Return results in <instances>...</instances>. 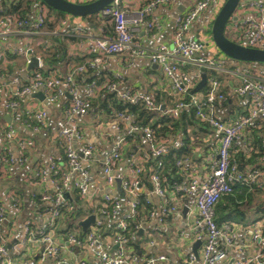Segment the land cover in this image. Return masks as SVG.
Returning a JSON list of instances; mask_svg holds the SVG:
<instances>
[{
    "label": "built area",
    "instance_id": "obj_1",
    "mask_svg": "<svg viewBox=\"0 0 264 264\" xmlns=\"http://www.w3.org/2000/svg\"><path fill=\"white\" fill-rule=\"evenodd\" d=\"M10 2L15 0H8ZM73 2L86 3L93 0H70ZM169 0H149L146 4L134 12H129L122 5V0H114L107 8L101 10L98 15L108 18L112 22L113 35L98 37L95 39L89 54L93 57L89 59V67L93 70L98 69L106 57L112 55H122L129 64L134 63L138 58L148 57L151 63L161 67L163 73L170 82V90L176 99L174 103L165 107V112L177 118L183 109L191 106L196 108V115L203 121L207 122L214 133L219 137L217 154L210 157L211 164L208 165L209 171H203L202 174L189 175L188 181L183 183L163 184L161 177L155 169L150 177L152 188L142 189L143 173L145 162L148 160L150 153L155 157H160L168 152V146L163 142L159 143L153 136V131L146 128H139L132 124L134 132H140L148 141L149 147L143 149L138 155H131L124 158L123 148L124 140L111 142L105 135L97 137V144L104 149V159L102 170L105 175V186L109 189L119 184L121 189L132 196L131 201L126 203L129 212L115 222V229L112 237L117 245L114 254H109L101 249V237L104 235V227L113 222L118 216L119 211L124 204L117 196L109 192H104L100 198H95L91 203L87 198L92 196L90 188V171L87 159L95 154L100 148L94 144L83 145L80 149L74 147V143L83 137L80 127L75 124L76 114H87L92 105L89 99L80 97L77 90V81L74 74L86 71V65H79L73 71L67 74L52 72L49 75L42 74L38 69L42 67V61L39 56L38 67L32 69L24 83L18 84L14 91L7 87L6 78L9 73V63L14 61L15 57H23L30 64V57L35 56V50L28 45L24 49L12 47L8 42H0V102L2 99L6 102V107L12 112L22 110L25 120L29 126L38 132L45 125L49 112L46 109L22 108V100L30 94L42 91L45 97L55 102L61 98L65 91L71 94V102L65 108L66 127L60 131L56 138L63 141L65 145L66 163L58 162L54 157H50L47 168L43 166L35 167L28 177V183L31 186H43L39 192L31 194V202L38 208L40 214L46 216V221L40 226L37 237L43 244L41 252L42 258H54L53 264H86L85 260L77 259L74 262L68 261L63 255V251L72 248H95L100 246L96 253L100 264H176L166 254L150 253L141 262H129L126 252L131 247L130 240L139 238L140 229L145 231L142 225L134 234L131 233L128 226V220L137 213L140 197L145 196V202L151 204L153 209L148 217V222L156 223L152 230H159L160 226L167 223V217L177 219L181 216V210L172 201V196H185L194 194V211L197 214L195 225V240L203 244L202 264H217L226 257L225 249L217 248V241L223 236L227 245H232L236 235L233 232H224L215 221V206L218 201L234 190L236 183L253 185L264 189V172L261 169L253 168L249 172H242L237 165L231 160V151L236 145V141L243 132L260 117L264 115V64L248 62L226 64L229 58L224 55L215 44L212 34L199 37L193 40L184 38V33L192 26L195 20L211 4L216 6V15L226 0H196L193 6L185 13L179 16L177 20V31L173 39V45L160 44L153 49H147L138 41L140 28L143 27L151 38H155L161 29L160 18L155 14V9L167 3ZM3 0H0V5ZM244 8L247 11L254 12L252 17L243 20L241 23L231 20L227 24V34L231 29L241 28V35L238 39H232L251 47L264 48V0H241L237 10ZM1 12V6H0ZM34 17H22L17 14L0 13V40L8 36L16 35H33V34H56L59 26H71L74 21L73 32L83 34L84 28L81 22H75L76 16L67 15L61 20L57 31H47L46 23L49 19V10L46 4L38 1L34 8ZM241 26V27H240ZM229 30V31H228ZM45 48L50 46V41L45 40ZM240 62V61H239ZM253 63V62H252ZM219 71L222 74L236 76L237 85L231 92L224 89L223 80L217 76L207 77L208 90L206 93L193 95L190 102H185L184 97L190 88H193L202 78L206 71ZM17 80L19 78L17 77ZM91 90L96 88V82L87 83ZM104 88L108 91L115 92L117 83L108 82ZM121 100L137 103L145 102L148 108H159L152 99L144 94H136L131 91L117 93ZM248 97L250 106L245 114L237 116L235 119H222L216 116L217 104L223 103L230 96ZM229 96V97H228ZM120 117L132 119L130 113L118 114ZM16 142L18 154L16 156L18 163L23 164L27 161V150L34 142L30 139L15 138L12 126H7L0 133V145L4 148V154L0 160V177L5 173L6 164L12 163L14 157L10 151V143ZM216 156V157H215ZM264 162V157L259 160ZM121 162L125 164V173L117 174V168ZM183 161L179 164H184ZM49 187H45V184ZM78 190L85 201V213L82 217H74L73 222L79 231L84 235L79 237L77 231L70 229L63 234L64 242L58 238V227L60 219L65 216L62 209L66 207L68 211L74 212L76 205L68 203L72 191ZM151 193L161 198V206L157 207L151 200ZM39 196V199L37 198ZM13 208L20 210L19 198L16 194H11ZM189 213V210H187ZM187 215V214H186ZM94 216V221L87 228H83L81 222ZM68 217V216H67ZM64 219L65 221L67 220ZM72 218V217H71ZM7 217L4 209L0 205V264H10L8 250V236L5 233V224ZM254 231V230H253ZM25 237L34 236L33 222L26 220L24 222ZM144 235V233H143ZM254 240H263L262 232L256 229L253 232ZM154 240L149 236L148 245H153ZM199 258L195 253H190L184 258L181 264H195ZM234 264H264V251L250 258H238Z\"/></svg>",
    "mask_w": 264,
    "mask_h": 264
},
{
    "label": "crops",
    "instance_id": "obj_2",
    "mask_svg": "<svg viewBox=\"0 0 264 264\" xmlns=\"http://www.w3.org/2000/svg\"><path fill=\"white\" fill-rule=\"evenodd\" d=\"M148 0H122V5L129 12H134L143 7ZM196 0H169L165 4L159 5L155 9V14L160 18L161 29L159 30L155 38H151L143 27L140 28L138 34V41L144 45L147 49H153L160 44H166L168 46L173 45V39L177 31V20L180 15L187 12ZM216 6L211 4L199 17L195 20L192 26L184 33V38L187 40L197 39L199 37H205L210 35L209 29L212 26L213 20L216 17ZM237 22L241 23L243 20L252 17L254 12H249L242 8L236 13ZM34 7L32 9L31 17H34ZM63 18H59L58 23H61ZM81 22L84 33L76 34L73 32L74 21H71V26L60 25L59 31L56 32L57 36L60 35L63 38H72L66 40L68 42L69 54L71 58L88 56L90 48L93 46L95 39L98 37H105L113 35L112 22L108 18H103L98 14L80 17L75 19V22ZM4 25H0V29H3ZM241 27V26H240ZM229 31V30H228ZM241 28L231 29L229 31L230 36L234 39H238L241 35ZM56 34H52L56 36ZM43 36H50L49 34H33V35H16L8 36L5 39H1L0 42H8L12 47L24 49L28 45L32 46L39 54L42 55L40 46L44 43ZM51 41V40H50ZM38 56V55H37ZM70 65L60 67V70L55 71L62 75L73 71L75 61H70ZM9 75L6 78L7 87L9 90L14 91L18 84L24 83L28 74L32 71L28 69L29 63L26 58L15 57L14 61L10 62ZM73 69V70H72ZM94 75L100 76V79L109 81L115 79L117 83V89L114 93H124L131 91L136 94H144L148 98L152 99L156 104V94L162 98L164 91L169 93L172 98L169 102L162 100L159 104L161 106L169 107L174 103L176 96H174L170 90V82L163 73L161 67L157 64L151 63L148 57L138 58L134 63L129 64L125 57L122 55H110L105 58L98 69L94 70ZM17 77L20 81L17 80ZM76 78V77H75ZM224 89L226 92H231L235 85L238 83L236 76H230L223 74ZM17 81V82H16ZM77 90L81 98L93 99L98 95H105L107 92L103 89L104 85H97L92 91L86 82L77 80ZM199 80L197 84L200 82ZM196 84V86H197ZM36 93V92H35ZM35 93L27 95L22 100V108H34V109H46L49 112V117L44 126L35 132L30 126L29 122L25 120L22 110L12 112L6 107L4 99L0 102V133L7 127L12 126L15 138L30 139L34 144L27 150V161L23 164L18 163L17 154L18 147L16 142L10 143V151L14 157L12 163L6 164L5 173L0 177V205L5 211L7 222L5 224V233L8 236V250L10 264H53L54 258L46 257L42 258L41 252L43 250V244L37 237V232L40 226L46 221V216L38 212V208L31 202V194L39 192L43 189V186H31L28 183V177L35 167L43 166L47 168L50 157H54L58 162L63 163L62 148L56 141L57 134L66 127L65 108L71 102V94L67 91L61 96V98L55 102L45 99H41L35 95ZM120 99V98H119ZM250 106V100L248 97L230 96L229 100L225 103L218 104L216 106V116L222 119H235L237 116L245 114ZM186 109V108H185ZM188 109V108H187ZM165 111V109H162ZM183 111V110H182ZM181 111V112H182ZM6 116L12 118V123H8ZM75 124H77L83 132V137L80 141L75 142L73 145L75 148L80 149L83 145L97 143V137L99 135L107 136L111 142L124 140L123 156L124 158L131 155H138L143 149L149 147L148 141L144 135L140 132H134L132 130V124L134 121L125 117L118 116L117 113L108 114L104 110H99L95 107L91 108L87 114H76L74 118ZM252 125H256V128H264V115L260 116ZM248 135H250L249 129L245 130L240 138L236 141L234 147L235 152L240 150L246 154V159L251 156V149L248 144ZM204 142L203 147L198 146L196 151L202 162H184L182 169L189 173V175L202 174L204 171H209L208 165L211 164L210 157L213 154H217L219 137L214 133V130L208 133H202L198 135ZM167 146L179 147L182 146V136L180 134L170 135L164 141ZM100 147V146H99ZM3 147L0 145V160L3 153ZM207 149V150H206ZM216 157V156H215ZM104 159V149L98 148L95 154L87 159V164L90 171V188L92 196L87 198V201L91 203L95 198H100L104 192H109L113 196H117L124 204L123 208L119 211L118 216L113 220L110 226H114L121 216H124L129 211L126 203L131 201L132 196L123 191L119 184L115 185L111 189L105 186V175L102 170V164ZM203 159V160H202ZM261 165L264 172V162L258 161L255 164H245L240 166V170L243 172H249L253 168ZM125 173V164L121 162L117 168V174L122 175ZM264 175V174H263ZM188 181L185 178V184ZM45 187H49L46 183ZM145 185L142 189L144 193ZM11 194H16L20 202V210L17 211L13 208L11 200ZM152 202L157 206H161V198L154 193L150 195ZM194 194H187L185 196H172V201L181 210V216L177 219H172L169 223H165L160 226L159 230H152V227L156 223L146 222L144 235L140 236L144 238L140 240L139 248L131 246L127 249L126 255L129 262L135 261L141 262L150 253L166 254L174 263L181 264L185 257L192 253L193 244L195 240V225L197 214L194 211ZM264 198V196H263ZM187 209L189 213L186 216L183 215V211ZM30 220L33 222L34 236L29 238L25 237L24 222ZM264 225V219L256 220L255 217L248 218L246 220L234 219L223 223L219 227L224 232H233L236 237L232 245H227L223 236H220L217 241L218 249H225L226 257L219 261L217 264H234V261L238 258H250L264 251V238L263 240H254L253 232L256 229L262 231ZM254 230V231H253ZM111 234H107L101 237V247L95 248H72L63 251L70 262H74L77 259L85 260L86 264H100L99 259L96 257V251L103 249L104 252L114 254L117 250L116 242ZM58 239L64 242L65 238L60 232L57 233ZM149 236L155 241L153 245H148ZM144 240V241H143ZM203 244L198 247V257L195 264L203 263L202 255ZM162 264V263H157Z\"/></svg>",
    "mask_w": 264,
    "mask_h": 264
},
{
    "label": "trees",
    "instance_id": "obj_3",
    "mask_svg": "<svg viewBox=\"0 0 264 264\" xmlns=\"http://www.w3.org/2000/svg\"><path fill=\"white\" fill-rule=\"evenodd\" d=\"M38 1L40 0H15L12 2L3 0L0 5V13H10L17 14L22 17H29L32 13L33 7L35 8V4ZM47 7L49 10V19L46 23L47 31H57L56 27L59 24L57 19L65 18L68 14L58 11L48 5ZM209 33L211 34V28L209 29ZM71 39L72 38H70V36L68 38H63L60 35L57 36V34L56 36H43V40H51L50 46L45 48V44L42 43L40 46L42 55L40 56L37 52L34 53L35 56L38 55L42 61V67L38 69L42 74L47 76L52 72L60 70V67H63L64 65L67 70V67L71 64L70 61L74 60L76 63L73 69L83 64L86 65L87 68L86 71L74 74L77 80H82L86 83L96 82V84L99 82L97 85L100 86H105L108 82L116 81L115 79L105 81L100 79V76L92 73L94 70L89 67V59L93 57L91 54H88V56L71 58L69 54V45L66 41ZM225 63L231 65L241 62L229 59ZM248 64L252 65L254 63ZM206 74L207 77L217 76L220 79L223 78V74L219 71L210 70L206 71ZM195 87L196 85L189 89L184 97L185 102L189 103L193 95H197L199 93L204 94L209 88L207 83L198 90H195ZM103 89L107 93L104 96L100 94L91 99V108L95 107L101 111L104 110L108 114H132L134 117V124L139 128H150L153 131L155 140L159 143L165 141L170 135L180 134L182 136V146H168V152L160 157H155L152 153H150L148 160L145 162V170L142 176L143 183L148 188H152L150 177L153 173H155V169L160 175L163 184L166 185L174 182L183 183L185 178L189 176V173L182 169L183 165L179 164V162H183L184 160L188 162H202L201 159L199 160L196 149L198 146L203 147L204 142L198 135L211 132L212 130L211 126L207 122L201 120L196 115V108L191 106L188 109H183L180 116L174 118L163 111L161 104H159L162 100L169 102L171 99H174L172 98L173 96L171 97V95H169L166 91H164L162 98L156 94L155 100L159 102V108H148L146 107L145 102L130 103L119 99L116 93L108 91L104 87ZM228 100L229 98L223 103ZM248 129L250 131V135H248V144L250 145L249 148L251 149L252 155L246 159V154L242 151L238 150L235 152V149L231 151V160L237 165L238 169H240L241 165L255 164L258 162L259 157H264V128H256V125H250L247 130ZM56 141L62 148L61 151L64 153L62 154L64 158L62 162L66 163L67 158L65 155V145L63 141L58 138H56ZM3 154L4 150L2 155ZM256 168L263 170L260 164ZM233 188V192L224 195L215 206L216 223L220 226L223 223L234 219L246 220L252 216L255 217L256 220L264 219V189L258 188L255 184L245 185L240 183H236ZM37 198L39 199V196ZM144 198V195L140 197V204L138 205L137 213L128 220L129 230L134 234H136L140 226L147 222L150 212L153 209V206L151 204H147ZM67 201L68 203H73L77 207L72 213L71 211H68L66 207L62 209L65 216L63 219H60L57 231L65 233L70 229H73V231H77L79 233V237H81L84 235V232L79 231V227H77L73 222H70V219L73 221L74 217H82L85 213V206L87 202L78 190H73L71 197ZM66 217L67 220L65 221L64 219H66ZM166 219L170 223L172 216H168ZM104 230V234H111V232L113 233L115 229L113 226L108 227L107 225L104 227ZM261 232L264 238V225ZM143 238L144 236L136 241L135 239H131L129 241L130 245L139 248L140 240ZM147 241H149V239Z\"/></svg>",
    "mask_w": 264,
    "mask_h": 264
},
{
    "label": "water",
    "instance_id": "obj_4",
    "mask_svg": "<svg viewBox=\"0 0 264 264\" xmlns=\"http://www.w3.org/2000/svg\"><path fill=\"white\" fill-rule=\"evenodd\" d=\"M40 2L45 3L46 5L61 11L69 15L76 17H87L91 15L98 14L101 10L109 7L114 0H93L86 3L73 2L70 0H40ZM241 0H226L216 17L213 20L211 26V34L213 40L219 50L226 55L230 60L248 62V63H262L264 64V48L251 47L239 43L233 40L227 34V24L231 20H237L235 12L239 6ZM39 59L36 56L30 57V64L28 69H34L38 67ZM207 83V74L203 73L201 81L195 87V90L200 89ZM35 95L41 99H45V95L42 91H38ZM164 109V106L161 107ZM8 123H12V118L6 116ZM187 209L183 211V215L186 216ZM94 221V216H91L81 222L83 228ZM144 233L143 229H140L138 236H142ZM201 245V241H196L193 244L192 252L198 255V247Z\"/></svg>",
    "mask_w": 264,
    "mask_h": 264
}]
</instances>
